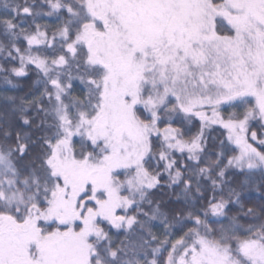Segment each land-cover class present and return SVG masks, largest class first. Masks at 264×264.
Segmentation results:
<instances>
[{
  "label": "snow or ice",
  "instance_id": "1",
  "mask_svg": "<svg viewBox=\"0 0 264 264\" xmlns=\"http://www.w3.org/2000/svg\"><path fill=\"white\" fill-rule=\"evenodd\" d=\"M0 83V264H264V0H0Z\"/></svg>",
  "mask_w": 264,
  "mask_h": 264
},
{
  "label": "trees",
  "instance_id": "2",
  "mask_svg": "<svg viewBox=\"0 0 264 264\" xmlns=\"http://www.w3.org/2000/svg\"><path fill=\"white\" fill-rule=\"evenodd\" d=\"M9 86H5L2 83H0V105H2L4 103L2 97L3 95L7 94V95H15V94H22V91L20 89L17 90H11L9 89V91H7V93H5V88H8ZM25 91L27 90L26 88L24 89Z\"/></svg>",
  "mask_w": 264,
  "mask_h": 264
}]
</instances>
